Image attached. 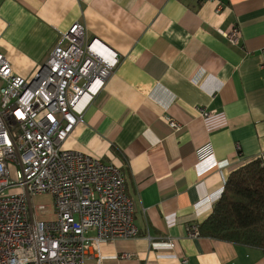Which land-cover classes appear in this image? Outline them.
Segmentation results:
<instances>
[{"label":"crops","instance_id":"crops-1","mask_svg":"<svg viewBox=\"0 0 264 264\" xmlns=\"http://www.w3.org/2000/svg\"><path fill=\"white\" fill-rule=\"evenodd\" d=\"M74 23L119 58L63 143L120 166L134 201L137 236L102 242V264H264L259 247L187 233L232 171L264 160V0H0V53L29 77Z\"/></svg>","mask_w":264,"mask_h":264},{"label":"built area","instance_id":"built-area-1","mask_svg":"<svg viewBox=\"0 0 264 264\" xmlns=\"http://www.w3.org/2000/svg\"><path fill=\"white\" fill-rule=\"evenodd\" d=\"M222 33L231 43L240 37L234 26ZM118 60L80 23L59 33L29 77L14 74L0 53V264H102V242L137 236L121 167L63 146ZM166 121L174 132L182 128ZM42 194L52 196L53 218L36 214L47 211L32 204ZM187 233L199 236L198 225Z\"/></svg>","mask_w":264,"mask_h":264},{"label":"trees","instance_id":"trees-1","mask_svg":"<svg viewBox=\"0 0 264 264\" xmlns=\"http://www.w3.org/2000/svg\"><path fill=\"white\" fill-rule=\"evenodd\" d=\"M199 235L264 250V160L256 157L232 171Z\"/></svg>","mask_w":264,"mask_h":264},{"label":"rangeland","instance_id":"rangeland-1","mask_svg":"<svg viewBox=\"0 0 264 264\" xmlns=\"http://www.w3.org/2000/svg\"><path fill=\"white\" fill-rule=\"evenodd\" d=\"M262 158V157H261ZM263 159V158H262ZM32 204L37 207L38 205L43 204L47 211L41 212L37 209L36 214L38 217H45V218H53V199L51 195L48 194H42L33 197Z\"/></svg>","mask_w":264,"mask_h":264}]
</instances>
